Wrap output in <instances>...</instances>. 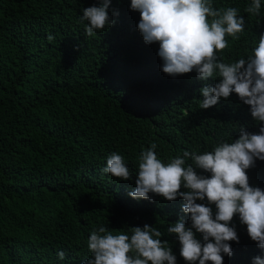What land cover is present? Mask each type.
I'll return each mask as SVG.
<instances>
[{
	"label": "trees",
	"instance_id": "trees-1",
	"mask_svg": "<svg viewBox=\"0 0 264 264\" xmlns=\"http://www.w3.org/2000/svg\"><path fill=\"white\" fill-rule=\"evenodd\" d=\"M130 3L110 0L115 23L87 36L83 9L99 0H0V264H84L92 258L87 241L93 229L130 233L144 225L158 228L176 264H186L177 237L167 233L181 216L190 227L181 211L185 201L152 193L147 200L129 196L140 153L154 143L167 164L185 151L202 154L220 141H235L241 127L259 132L249 107L234 93L200 108V89L214 86L217 78L201 81L195 71L164 74L159 44L144 43L140 14ZM212 4L237 8L245 19L239 39L226 37L228 47L217 53L218 60L250 57L264 33V0L259 16L244 11L251 0ZM113 152L123 156L129 180L101 172ZM246 171L249 185L264 190V161ZM196 203L215 215L206 199ZM229 226L239 242H228L232 255L223 264H252L264 256L238 215Z\"/></svg>",
	"mask_w": 264,
	"mask_h": 264
},
{
	"label": "clouds",
	"instance_id": "clouds-1",
	"mask_svg": "<svg viewBox=\"0 0 264 264\" xmlns=\"http://www.w3.org/2000/svg\"><path fill=\"white\" fill-rule=\"evenodd\" d=\"M110 0L83 9L82 21H87L85 33H95L115 23L109 17ZM130 10L140 14L137 28L145 44H159L157 56L161 71L176 77L195 71L197 78L207 81L217 78L214 86L200 89L201 109L215 106L233 93L249 107L252 119L260 125L258 134L239 129L235 141H220L212 151L170 158L167 164L156 155V144L140 153L134 200H147L149 193L167 201L180 197L185 201L182 213L188 214L190 227L183 217L167 227L180 244V256L186 264H223L224 256L232 255L229 241L238 243L235 229L230 227L234 216L246 225L247 234L258 248L264 250V190L249 185L247 169L256 160L264 161V33L247 59L225 63L217 53L228 47L226 37L239 39L244 31V16L238 9H217L212 0H131ZM261 0H251L244 11L259 16ZM118 15V13H114ZM52 41L54 37L48 35ZM191 156L192 163L186 164ZM197 169L210 174L198 175ZM102 173L127 181L132 173L123 156L113 152L106 159ZM183 187L187 191L181 192ZM207 200L212 208L196 201ZM200 234L202 239H197ZM163 233L156 227H134L130 233L113 232L99 226L87 241L92 258L84 264H176ZM65 258L64 252L57 253ZM252 264H264V256H256Z\"/></svg>",
	"mask_w": 264,
	"mask_h": 264
}]
</instances>
